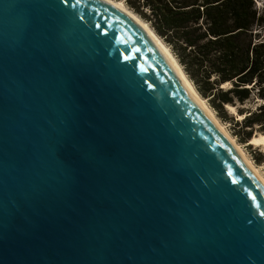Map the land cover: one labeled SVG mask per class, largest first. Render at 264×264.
Masks as SVG:
<instances>
[{
  "label": "water",
  "instance_id": "water-1",
  "mask_svg": "<svg viewBox=\"0 0 264 264\" xmlns=\"http://www.w3.org/2000/svg\"><path fill=\"white\" fill-rule=\"evenodd\" d=\"M0 264H264V185L107 0H0Z\"/></svg>",
  "mask_w": 264,
  "mask_h": 264
},
{
  "label": "trees",
  "instance_id": "trees-1",
  "mask_svg": "<svg viewBox=\"0 0 264 264\" xmlns=\"http://www.w3.org/2000/svg\"><path fill=\"white\" fill-rule=\"evenodd\" d=\"M175 55L197 92L240 140L264 134V15L254 0H123ZM224 85V86H223ZM256 103L234 120L227 105Z\"/></svg>",
  "mask_w": 264,
  "mask_h": 264
},
{
  "label": "bare ground",
  "instance_id": "bare-ground-1",
  "mask_svg": "<svg viewBox=\"0 0 264 264\" xmlns=\"http://www.w3.org/2000/svg\"><path fill=\"white\" fill-rule=\"evenodd\" d=\"M108 2L114 4L116 7L120 8L121 10L127 12L130 14L137 22L143 26V28L148 32V34L151 36V38L154 40V42L159 46V48L162 50V52L168 57V59L172 62L173 66L175 67L177 73L179 74L181 80L183 81L185 87L188 89L190 94L193 96V98L196 100V102L205 110V112L210 116V118L215 122V124L220 128V130L225 134V136L228 138V140L233 144V146L236 148V150L239 152V154L242 156V158L245 160V162L249 165V167L254 171V173L257 175V177L261 180L262 184L264 185V173L261 171L259 167H257L251 159L248 157L244 149L234 140V138L229 135L225 127L218 121L217 117L213 113L212 109L207 105L205 98L202 97L195 87L193 86V83L186 77L185 73L182 71V68L180 67L179 63L173 56V54L170 52L168 46L164 44V42L161 41V39L158 37V35L149 27L146 21L141 19L139 16H137L135 13L130 11V9H127L125 5L123 4L122 0H107ZM229 109H233L232 106L227 105ZM250 143L254 145H259L264 147V134L258 133L256 135H253L249 139Z\"/></svg>",
  "mask_w": 264,
  "mask_h": 264
},
{
  "label": "rangeland",
  "instance_id": "rangeland-1",
  "mask_svg": "<svg viewBox=\"0 0 264 264\" xmlns=\"http://www.w3.org/2000/svg\"><path fill=\"white\" fill-rule=\"evenodd\" d=\"M124 4V3H123ZM254 4L257 8V10L264 15V0H254ZM125 5V4H124ZM126 7V5H125ZM127 8V7H126ZM128 9V8H127ZM131 11V10H130ZM134 13V12H133ZM136 14V13H135ZM137 15V14H136ZM138 16V15H137ZM141 18V17H140ZM142 19V18H141ZM145 21V20H144ZM148 24V23H147ZM150 27V26H149ZM159 37V36H158ZM160 38V37H159ZM161 39V38H160ZM161 41L163 42V40L161 39ZM164 44H166L164 42ZM167 45V44H166ZM168 46V45H167ZM169 48V46H168ZM170 52L172 53L171 49L169 48ZM173 54V53H172ZM173 56L175 57V55L173 54ZM176 59V57H175ZM177 60V59H176ZM178 62V61H177ZM180 65V64H179ZM181 67V66H180ZM183 71V69H182ZM184 72V71H183ZM186 75V74H185ZM187 77V75H186ZM188 78V77H187ZM189 79V78H188ZM190 80V79H189ZM196 89V88H195ZM205 101L207 103V105L211 108V106L208 103V100L205 98ZM256 103L253 102V100H248L246 102H244L243 104H239L237 103L236 105H230L233 107V109H229L228 107H226L227 112L229 113V115L233 116L234 120H241L244 116V114H239L238 113V108L239 107H243V108H251L253 109L255 107ZM213 113L215 114V116L217 117L218 121L225 127V129L227 130V132L229 133V135H231L234 140L244 149V151L246 152V154L248 155V157L251 159V161L261 169V171L264 173V147L259 146V145H254L252 143H250L249 139L246 141H242L240 140L239 135L235 134L236 131H238L240 129V125H235L233 120H224L222 119L217 112L211 108ZM254 133H260L257 130H253L251 136ZM250 136V137H251Z\"/></svg>",
  "mask_w": 264,
  "mask_h": 264
}]
</instances>
